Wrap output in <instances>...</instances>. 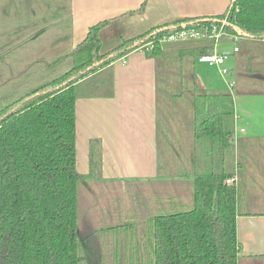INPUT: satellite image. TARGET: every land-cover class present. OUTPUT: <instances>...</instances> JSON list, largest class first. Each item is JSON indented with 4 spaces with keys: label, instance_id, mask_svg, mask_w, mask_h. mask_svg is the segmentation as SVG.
<instances>
[{
    "label": "trees",
    "instance_id": "obj_1",
    "mask_svg": "<svg viewBox=\"0 0 264 264\" xmlns=\"http://www.w3.org/2000/svg\"><path fill=\"white\" fill-rule=\"evenodd\" d=\"M222 18L227 19V33L264 41V0H232L222 14L175 19L121 38L116 47L100 53L99 32L114 19L104 20L91 26L81 43L55 57L56 62L72 61L63 74L0 106V264H81L93 257L77 229V189L102 179L101 140L89 139L88 171L80 174L75 101L98 96V71L151 41L157 176L179 180L185 194L151 183L144 242L138 241L136 254L144 256L143 264H238V191L234 181L226 180L240 169L227 167L226 160L244 141H233L231 93L195 86V62L213 54L214 41H189L172 52L166 51L167 43L157 42L175 29ZM104 84V96H111L109 73ZM259 140L264 138H248L247 151L259 146L264 155ZM129 211L137 213L136 208ZM121 251L118 256L130 255V250Z\"/></svg>",
    "mask_w": 264,
    "mask_h": 264
},
{
    "label": "crops",
    "instance_id": "obj_2",
    "mask_svg": "<svg viewBox=\"0 0 264 264\" xmlns=\"http://www.w3.org/2000/svg\"><path fill=\"white\" fill-rule=\"evenodd\" d=\"M4 2L5 5L0 6V19L2 17L0 23L5 24L4 18L8 17L9 9L6 6L10 5L14 8L13 19L10 21L21 24V30L18 26L20 33L26 28L33 30L34 33L29 36L31 41L44 38V34L48 33L46 30L49 27L48 23H53V42L60 47L66 43L67 48L71 49L85 39L91 26L104 20L114 19L100 30V39L120 28L121 32L120 30L115 32L118 38L121 39L123 36L130 38L151 28L169 24L175 19L205 18L222 14L232 0H5ZM141 8V12L135 13ZM130 12L134 13L125 16ZM40 24L44 25L40 26ZM13 36L14 31L10 33V38ZM262 44L256 55L258 95H264V42ZM240 51L239 49L238 53ZM7 56H15V53L9 49ZM252 59L253 56H249L248 60ZM249 66L251 67L250 64ZM108 73L112 77V95L107 97L104 96L103 86ZM97 74L94 86L99 88L100 94L79 96L75 101L76 145L78 147L80 142L84 147L86 145V157L85 159L81 157V165L77 160L76 169L80 174L87 173L88 141L91 138H99L102 152V179L98 182L142 184L160 182L161 189L172 190L180 195L185 194L179 180L169 176L160 178L157 176L155 59L151 56V52L133 50L99 70ZM195 86L196 89L219 91L198 76ZM248 102L249 105L250 100ZM253 114L251 107L234 104V132L253 134L250 137L234 135V141L240 138L243 141L248 138H264V135L253 133L257 132L250 125L252 119H255ZM263 121L258 122L260 129H264ZM258 143L264 145V140H259ZM235 172L233 181L238 191L236 235L240 244L238 264L241 261L251 264L264 262V197L259 193L264 186V157L248 161L246 168L244 166L240 171L236 168ZM253 175L256 181L259 180L261 187H253L249 181Z\"/></svg>",
    "mask_w": 264,
    "mask_h": 264
},
{
    "label": "rangeland",
    "instance_id": "obj_3",
    "mask_svg": "<svg viewBox=\"0 0 264 264\" xmlns=\"http://www.w3.org/2000/svg\"><path fill=\"white\" fill-rule=\"evenodd\" d=\"M4 1L0 0V6L5 5ZM6 7L9 8V19L5 16V24L0 23V55L3 56V60L0 62V106L18 99L33 88L63 74L72 66L71 59L55 61L56 56L64 54L70 48H67L68 44L66 45V43H63L60 47L53 42V23H48L49 27L46 29L48 33L44 34V38L31 41L29 36L34 33L33 30L26 28L24 29L26 32L20 33L18 26L21 30V24L10 21L13 19L14 8L10 5ZM0 20H2V17ZM119 30L121 32V28ZM12 31H14V36L10 38ZM115 32H111L106 37H101L100 53L116 47L121 42ZM263 42L243 37H240L237 41L225 38L214 45V54L230 53L226 55L222 65H208L201 61L195 62L196 76L206 84L214 87V89L229 91L236 106L251 107L255 119H252L250 125L251 128H254L253 130L257 131L253 132L254 135H264L257 134L264 133L259 132L264 131V129H260L258 123L264 120V95H258L256 73V55L262 48ZM183 44H186V42L167 43L165 44L166 51L172 52ZM233 47H237L241 51L233 53ZM9 49H12L15 56H7V50ZM251 55L253 59L248 60ZM52 60L54 63H52ZM222 69H229L230 72L223 75L221 73ZM230 82L234 84V87H229ZM248 100H250L249 105ZM234 135L236 137H250L253 134L236 131ZM247 140L244 139V142L237 146L232 154L228 155L227 167L236 168L238 166L241 170L244 166L247 167L248 161L264 156L263 150L259 146L255 150L247 151L245 146ZM234 142L236 143V141ZM81 157L84 159L86 157V145L84 147L80 142L78 147L76 145V166H78L77 160L81 165ZM202 157L203 155H201L200 160H202ZM249 181L253 187H261L258 183L259 180L256 181L254 175L250 177ZM155 187L159 188L156 185ZM152 191H154V187L152 188L151 183L147 182L142 184L136 182L103 183L89 181L87 184L81 183L78 185L77 229L84 239L83 242H85L86 247L93 253V257L84 258L81 264H93V260L98 261V264H101V262L103 264H117V261L120 260L123 264H126L129 259L134 264H143L140 261L146 262L144 256H140L139 251L136 254V251L140 246V244L138 246V241L144 242L141 231L147 222V214L149 213H147V210L150 207L148 198ZM186 193L189 194V189ZM259 193L264 197V186L261 187ZM249 196L251 197V195ZM127 208H136L137 213H132ZM128 224L133 225L135 228H130L127 226ZM115 225L120 226L117 229ZM116 239L119 244L116 243ZM133 243L135 244L132 246ZM136 246H138V249ZM134 249L136 250L134 251ZM121 250H130L131 256L127 253L118 256L117 252L122 253ZM83 252L80 253L84 255ZM239 264L251 263L241 261ZM253 264H264V262H254Z\"/></svg>",
    "mask_w": 264,
    "mask_h": 264
},
{
    "label": "built area",
    "instance_id": "obj_4",
    "mask_svg": "<svg viewBox=\"0 0 264 264\" xmlns=\"http://www.w3.org/2000/svg\"><path fill=\"white\" fill-rule=\"evenodd\" d=\"M226 24L227 19L222 18L221 20H212L208 22H201V24L197 27H182L180 29H175L173 31L168 32L162 37L157 39L158 43H173V42H189V41H199L203 39L213 40L214 45L221 40L228 38L231 41H237L240 39L238 35H232L226 32ZM154 46V41L148 42L141 46L139 49L151 52ZM233 53L238 52L237 47H233ZM228 54H230L228 52ZM227 54V55H228ZM226 58V54H211L200 57L198 60L204 62L208 65H222L224 63V59ZM229 72L228 69H222L221 73L227 74ZM229 87H234L232 82L229 83ZM233 179H227L226 183L231 184Z\"/></svg>",
    "mask_w": 264,
    "mask_h": 264
},
{
    "label": "water",
    "instance_id": "obj_5",
    "mask_svg": "<svg viewBox=\"0 0 264 264\" xmlns=\"http://www.w3.org/2000/svg\"><path fill=\"white\" fill-rule=\"evenodd\" d=\"M236 30H237V32H238V34L239 35H241V33H240V31L237 29V28H235ZM240 37V36H239ZM249 38V37H248ZM226 55L228 54V52H224Z\"/></svg>",
    "mask_w": 264,
    "mask_h": 264
}]
</instances>
